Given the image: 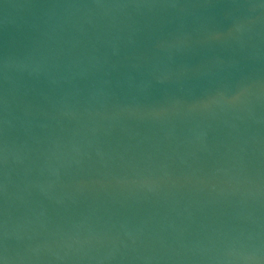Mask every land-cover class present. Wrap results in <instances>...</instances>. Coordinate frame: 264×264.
<instances>
[{"label":"water","instance_id":"water-1","mask_svg":"<svg viewBox=\"0 0 264 264\" xmlns=\"http://www.w3.org/2000/svg\"><path fill=\"white\" fill-rule=\"evenodd\" d=\"M0 264H264V0H0Z\"/></svg>","mask_w":264,"mask_h":264}]
</instances>
